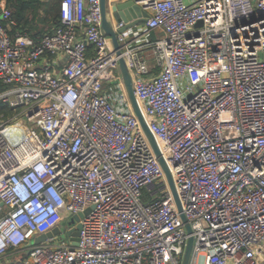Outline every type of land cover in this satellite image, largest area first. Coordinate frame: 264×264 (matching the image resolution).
Returning <instances> with one entry per match:
<instances>
[{"label":"built area","instance_id":"1","mask_svg":"<svg viewBox=\"0 0 264 264\" xmlns=\"http://www.w3.org/2000/svg\"><path fill=\"white\" fill-rule=\"evenodd\" d=\"M7 1L0 259L20 251L6 264H181L192 236L188 264H264V0H142L152 14L117 32L120 54L101 31L100 0H60L59 23L37 40L11 36ZM144 47L159 67L152 77L137 57ZM121 57L190 234L130 104ZM87 209L76 246L29 244Z\"/></svg>","mask_w":264,"mask_h":264},{"label":"water","instance_id":"2","mask_svg":"<svg viewBox=\"0 0 264 264\" xmlns=\"http://www.w3.org/2000/svg\"><path fill=\"white\" fill-rule=\"evenodd\" d=\"M142 0H100V9H101V31L110 38V41L112 43V46L117 54H120V44L117 40L116 34L117 32H123L128 28H132L134 26H137L139 24H144L148 17L149 13L145 9V6L141 4ZM111 2V5L110 3ZM110 11L112 18L114 19L115 23L123 22L124 25L120 27L117 31L114 30L113 21L110 17ZM201 21L197 23V25H200ZM118 68L121 74V78L123 80V84L127 93V96L129 98L130 104L132 106V109L134 111V114L136 115L142 130L144 131L148 141L151 144V147L156 155L157 160L159 161L163 172L165 174L166 180L168 182L170 191L172 193L177 211L179 213V216L184 223V227L188 234L191 233L190 224L187 221V218L185 214L182 211V205L180 202V199L178 197L173 177L171 174V171L167 165V162L165 161L164 157L162 156L160 149L158 147V144L156 142V139L151 132V130L148 127V124L143 116L142 110L140 108V104L134 94L133 91V77L132 74L124 60L123 57L119 59ZM89 209H87L83 213H78L74 215L71 219V223L68 224L69 229L65 231L66 236L70 239L71 245L76 246L78 244V235H79V229L81 228V224L79 223V220L83 217L85 213H87ZM76 223V224H74ZM61 233L60 227H55L45 233H41L33 238V240L29 244H36L40 243L42 241H45L47 239H51L55 237L57 234ZM193 245V237L189 236L187 238L185 249L183 253L182 263L181 264H188L191 249Z\"/></svg>","mask_w":264,"mask_h":264},{"label":"trees","instance_id":"3","mask_svg":"<svg viewBox=\"0 0 264 264\" xmlns=\"http://www.w3.org/2000/svg\"><path fill=\"white\" fill-rule=\"evenodd\" d=\"M60 4L59 0H9L8 6L11 11L12 17L16 21V25L11 27L9 33L11 36L15 32H23L25 33L26 26L30 24V22L34 21L37 17L38 9L43 8V19L42 21L47 23L49 20L55 24L59 22V10L57 8V4ZM5 24V23H4ZM29 28V27H28ZM45 32V31H44ZM27 34V33H26ZM29 35V34H28ZM31 36V35H30ZM42 36V35H41ZM39 37H33V39L37 40ZM6 86L1 85L0 90H4ZM12 114V109L9 108L6 104L0 102V115L4 117H8Z\"/></svg>","mask_w":264,"mask_h":264},{"label":"crops","instance_id":"4","mask_svg":"<svg viewBox=\"0 0 264 264\" xmlns=\"http://www.w3.org/2000/svg\"><path fill=\"white\" fill-rule=\"evenodd\" d=\"M41 1H44V0H41ZM198 0H183V2L187 3V4H192V3H195L197 2ZM9 2V0L7 1ZM60 2V0H59ZM110 5H111V2H109ZM57 8L59 10V3L57 4ZM150 14H152V11L148 10L147 11ZM43 8L41 9H38L37 11V17L35 18L34 21L30 22V24L28 26H26V30L25 33L33 36V37H39L41 36L43 33H45L46 31H48L49 29H51V27H53L54 25H56L55 23H53L52 21H48L47 23L43 22L42 19H43ZM110 17L113 21V25H115V21L114 19L112 18V15H111V11H110ZM141 25V24H139ZM137 25V26H139ZM137 26H134V27H137ZM29 27V28H28ZM45 31V32H44ZM161 35V32L160 31H153L150 35V38L151 39H156L158 38L159 36ZM137 57H139L140 60H143L146 65L148 66V69H149V72L148 74L146 75V77H152L154 76L155 74H157L159 72V67L156 63V60H155V56L153 54V50L150 48V47H144V48H141L137 51ZM59 65H61L59 63ZM56 68H59V67H56ZM49 231V230H48ZM47 231H44V232H40L38 233L37 235L41 234V233H45ZM69 241L70 239L67 238ZM52 241V240H51ZM49 240H45L43 243L44 244H48V245H55L56 243L55 242H51ZM18 251H14V252H11L9 254H14ZM23 253V257L26 255L25 252H22ZM9 254H7L6 256L2 257L0 259V264H6L7 262H13V259H7L9 258Z\"/></svg>","mask_w":264,"mask_h":264},{"label":"rangeland","instance_id":"5","mask_svg":"<svg viewBox=\"0 0 264 264\" xmlns=\"http://www.w3.org/2000/svg\"><path fill=\"white\" fill-rule=\"evenodd\" d=\"M104 87H107V83L104 84ZM70 223H71V219H68V220H64V221H62V222L59 224V227H60V229L62 230V233L57 234V235L52 239L53 242H57V241H59V240H67L68 237L66 236V234H65L64 231L67 230L68 224H70ZM21 258H23V253L20 252V251H18V252L14 253V254H9V258H7V259H8V260H9V259H13V261H15V260H17V259H21ZM10 262H11V261H10Z\"/></svg>","mask_w":264,"mask_h":264}]
</instances>
